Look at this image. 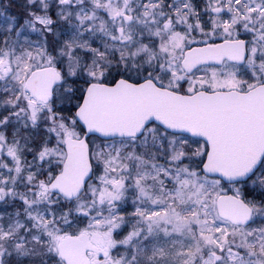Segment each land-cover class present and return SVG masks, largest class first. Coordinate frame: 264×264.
<instances>
[{"label": "snow or ice", "instance_id": "obj_1", "mask_svg": "<svg viewBox=\"0 0 264 264\" xmlns=\"http://www.w3.org/2000/svg\"><path fill=\"white\" fill-rule=\"evenodd\" d=\"M0 264H264V0H0Z\"/></svg>", "mask_w": 264, "mask_h": 264}]
</instances>
